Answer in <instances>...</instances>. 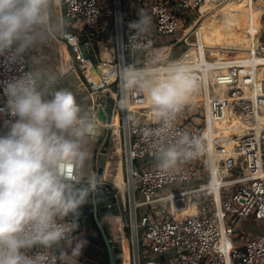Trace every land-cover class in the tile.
I'll use <instances>...</instances> for the list:
<instances>
[{"label":"built area","instance_id":"built-area-1","mask_svg":"<svg viewBox=\"0 0 264 264\" xmlns=\"http://www.w3.org/2000/svg\"><path fill=\"white\" fill-rule=\"evenodd\" d=\"M99 1L61 0V4L65 17L73 21L77 27L79 24H84L83 29H86L100 19L105 11ZM135 1H138V5H134V17L123 18L120 12L118 16L117 10L116 12L108 10V13L113 12L118 16L116 47L113 54H108L107 58L101 57L100 60L115 65L117 69L114 81L106 86L109 87L108 93L112 92L115 97L114 117H118L119 131L123 134L124 152L119 160L125 171V180L124 186L117 188L127 189L132 203L130 205L133 207L132 218L135 217V221L132 219V224L136 223V230L133 228V234L130 235L132 260L128 259L129 264L130 262L141 264L142 255L150 258L144 263L148 264L153 261L151 258L154 256L166 253L178 256L183 264H264V230L251 237L241 233L239 240L242 243H237L233 239L241 219L252 217L257 221H264V51L262 50L264 14L261 17V41L255 39L256 33L250 31L245 35L244 45L241 48L230 44L203 48L195 26L190 25L184 29L182 27L180 30L179 28L183 13L193 17L194 3L201 10L210 0ZM212 1L215 6L202 11V14L207 11L212 12L215 10L214 7L226 2ZM114 4L117 6L118 0H114ZM140 10L152 16V28L149 33L134 38L139 55L137 52L129 54L123 51L121 46L127 44L129 36L134 34L129 24L139 19ZM178 31V38L169 43L166 49L160 46L162 50L158 51V34L173 35ZM191 33L195 34V42L189 43ZM182 40L189 43L188 47L179 56L172 57V46ZM254 45L257 46L258 56L255 55ZM154 50L157 52L152 53ZM128 55H130L129 59ZM11 57L12 52L0 55V122L6 126L9 121L15 122L18 117H13L7 108L8 97L5 95V86L33 69L27 51L16 60ZM82 59L94 65L89 59ZM181 59L192 66L199 87L190 102L176 117L171 135L173 138L184 134L197 137L204 147L198 155L184 159L188 164L182 166L180 170L165 172L161 167L156 166L158 159L151 148V144L156 139L152 133L159 127L153 108L150 103H145L146 98L143 94L134 92L128 93L124 103L119 69L120 65L135 61L141 67L155 64L163 70L169 62ZM90 71L91 69L84 77L91 85L90 77L87 75ZM113 84L117 85V91L112 90ZM196 93L202 98L198 99ZM193 105L199 108L197 113L203 118V122L196 121L195 113L190 111L185 110L186 115L185 118L183 117L184 109ZM94 108L95 103L92 104V109ZM143 110H149V113L142 114ZM237 114L243 115L246 126L256 123L257 129L236 135L233 133L220 135L209 129L211 125L225 120L226 116L230 119ZM139 117H143L144 122L139 123L137 121ZM107 125L114 129V123ZM229 137H232L231 141L237 140L234 142V150L240 157L244 156L247 172L220 187L219 200L215 195L217 204L213 210L203 214L198 212L183 221L175 219L173 215L162 219L152 218L149 212L137 215L135 205L137 195L142 197V204L149 206L155 202L168 200L172 212L173 205L176 208L184 207L186 201L192 198V194L204 190L205 183L202 186L169 191L162 195L155 194L165 185L185 182L196 176L204 178L209 174L211 182L215 174V157L221 155L220 153L228 152L224 143ZM140 227L143 228V237L149 242L144 248L141 245ZM74 233L75 231L69 230V239ZM60 250L61 246L58 251L33 248L29 255L35 256L39 264H61L64 261Z\"/></svg>","mask_w":264,"mask_h":264},{"label":"clouds","instance_id":"clouds-1","mask_svg":"<svg viewBox=\"0 0 264 264\" xmlns=\"http://www.w3.org/2000/svg\"><path fill=\"white\" fill-rule=\"evenodd\" d=\"M61 0H0V55L12 52L21 58L63 34V24L53 17ZM152 16L140 10L139 19L129 24L123 51L136 53L135 37L152 28ZM33 69L8 82L7 108L15 122L0 135V264H39L29 255L33 248L52 249L69 242V230L78 228L80 208L102 184L96 173L85 174L90 158L87 145L99 133L95 114L85 110L72 89L57 90L55 72L33 60ZM121 94H143L150 101L159 123L151 144L159 166L174 170L181 160L203 150L197 137L173 138L178 114L199 84L193 68L182 59L169 62L163 70L152 66L122 64L119 69ZM79 240L71 249L78 257L86 246Z\"/></svg>","mask_w":264,"mask_h":264},{"label":"rangeland","instance_id":"rangeland-1","mask_svg":"<svg viewBox=\"0 0 264 264\" xmlns=\"http://www.w3.org/2000/svg\"><path fill=\"white\" fill-rule=\"evenodd\" d=\"M122 1V9H123V12L124 14H126L128 12V2L130 0H121ZM132 1V0H131ZM135 1V0H133ZM227 1V0H225ZM234 1V0H233ZM226 3V2H225ZM223 3V5L225 4ZM99 4L100 6L102 7V9L104 10H107V6H111L112 4V0H100L99 1ZM134 5H138V1H135L134 2ZM221 6V5H219ZM142 6H140L141 8ZM213 12V11H212ZM212 12H205L202 14V10L199 11H194L193 13V17H190L188 16L187 14H182V24L179 28V30L183 27L184 28H187V27H190V25H195V23L197 22V20L199 18H201V21L203 20H207V21H210L212 20ZM263 11H260L259 13V16H258V21L260 20V16H261V13ZM130 17L131 14H129ZM128 15V16H129ZM111 16V15H110ZM109 17V16H108ZM111 19H112V22L110 21V25H107V28H105V30H102L100 32L99 30V35L95 33V35H97L96 37H111L113 34H115V32L113 31V28H115V22H114V17L111 16ZM110 19V20H111ZM99 20V21H98ZM95 23H93L92 25H90V27H94L96 25L99 26L98 22H102V19H98ZM66 21L69 23V25L67 26L68 29V32H67V36L66 37H72V35H76L78 34L79 32L77 31V26L74 25V22L71 21V20H68L66 19ZM184 24V25H183ZM80 28H83L85 27L84 24H79L78 25ZM196 28V27H194ZM97 29V28H96ZM111 29H112V35H111ZM195 31V29L193 30V32ZM76 33V34H75ZM179 36V31L176 32L175 34L173 35H161V34H158V51L162 50L160 49V46H162L164 49H166V47L168 46L169 43L173 42L174 40H176ZM195 34L194 33H191V35L189 36V43L190 42H195ZM218 44H216L217 41L213 40V39H210L208 36L205 37V41L206 43L208 44V46L210 47H216V46H221L223 44H225V42H222V39L218 37ZM260 40H262V32L260 34ZM187 42H185L184 40L180 41V42H177V44L174 46V50L172 52V57H177L179 56L183 51L184 49H186V47H188V44ZM160 44V45H159ZM237 46V45H235ZM163 49V50H164ZM177 50V51H175ZM157 52L156 50H154L152 53H155ZM99 54V49H96V56ZM137 54L139 55V52H137ZM77 58H78V65L76 68H74L72 71H70L69 73L67 74H59L60 71L58 72H55L57 75H64V76H67L65 80H62V84L60 85H64V87H67V85L69 86V89L72 88V90L74 91V93L76 94L77 96V102L87 111H89V109H87V105L88 104H91L92 101L95 103V108H97V105L99 102H101V98L106 94L108 93V86H105V87H101L99 89H94L92 85H90L86 78L83 79L82 78V75L84 76V72L82 73V70H83V67L81 65V62H82V57L77 55ZM130 58V55H128V59ZM34 60V58H33ZM35 60L41 64V61L39 60V58H35ZM94 64L96 63H99V59H97V61H92ZM79 66V68H78ZM51 68L50 65H48V67H46V69H49ZM84 71V70H83ZM59 88V87H58ZM60 89V88H59ZM197 95V98L200 99L202 98L201 95L199 93H196ZM1 98V96H0ZM94 108V109H95ZM185 110L186 112L190 111L191 113H195L194 114V119L196 121H201L203 122V118L200 116L198 112L199 108L197 106H189V107H186L184 109V114H183V117L185 118ZM91 112V111H90ZM141 112H145V113H149V110H146V111H141ZM203 115V113H202ZM137 121H139V123H142L144 122V119L143 117H139L137 119ZM115 127L114 129H116V131L119 130V119L117 116H115ZM156 166L157 167H160L159 166V162L157 160L156 162ZM188 162L187 160H181L180 162H178L177 166H176V170H180V168L182 166H185L187 165ZM89 167V164L86 165V162H85V168H86V171L88 170L87 168ZM84 168V170H85ZM193 177V176H192ZM210 177L209 174L206 175L204 178H198L197 176L196 177H193L192 179L188 180V181H185V182H175V183H172V184H168V185H165L162 189H159L158 192L155 194V195H162V194H166L168 193L169 191H178V190H182V189H187V188H191V187H195V186H199L202 184H206L205 185V188L204 190L202 191H199L197 193H194L192 194V198L190 199V201H186L187 203V208L182 210V211H176V215H193V214H196L198 213V209H199V213L200 214H203V213H206L208 211H211L213 210L215 207H216V199H215V195L216 193L211 190V188H207L206 186L207 183L210 182ZM123 195H124V189H118ZM141 196H138V198H140ZM131 201H130V198L128 196V193L126 194V199L124 201V197H123V205H124V213H125V216H126V221H124V223H126L127 227L125 228V226H123V236L124 237H128L127 236V233H129V235H132L133 234V224H132V216L133 214L131 212L132 211V207L130 205ZM147 211L150 213V215L152 216V218H155V219H162V218H168L167 216L168 215H172V208H171V203L168 202V200H163L162 202H155L153 203L152 206H145ZM198 207V208H197ZM143 209V208H142ZM144 210V209H143ZM141 211V208L139 209V212ZM108 225L112 224L110 222V219L109 218H105ZM228 221H230V218H228ZM125 225V224H124ZM111 226V225H110ZM264 230V221H257L255 220L254 218L250 217V218H247V219H241L238 223V226L236 228V232H235V235L233 236V239L238 243H241V241L239 240V236L242 233H245L247 234V237H251L255 234H258V232L260 231H263ZM112 234L114 235V227L112 229ZM139 232L141 234V242H142V248L146 247L145 244H149V242L143 237V228L140 227L139 229ZM128 241V240H126ZM46 250H54V251H58V247L56 248H52V249H46ZM132 253V252H131ZM153 261L155 262H158L159 264H183L182 262L179 261V258L178 256H174L172 253H166L164 255H156L154 256L153 258H151ZM77 260H79L77 258ZM132 260V259H131ZM150 260L149 257H146V256H143L141 257V264H144L145 262H148ZM133 263V262H132ZM131 264V262H130ZM134 264V263H133Z\"/></svg>","mask_w":264,"mask_h":264},{"label":"crops","instance_id":"crops-1","mask_svg":"<svg viewBox=\"0 0 264 264\" xmlns=\"http://www.w3.org/2000/svg\"><path fill=\"white\" fill-rule=\"evenodd\" d=\"M127 6H128V12L126 14H124L123 9H122V1L118 0V4L116 6L114 4V0H112L111 6H107L108 9L105 10L103 12L102 16L100 17V19H102V22H98L99 26L96 25L94 27H89L86 29L77 27V29H78L77 31L79 32L78 34L75 33L76 35H72V37H66L68 30H70L67 27L69 25V23L66 21L67 18L65 17L64 12H63V5L60 3V5L58 7H55L53 9V17L62 22L63 34L61 36L55 38V39L48 40L47 42L42 44L37 49H35V48L29 49L27 51V53L29 56V61H30L31 66L34 67L33 58H39V60L41 61V64H40L41 67L46 68V67H48V65H50L51 68L48 69L49 71H52V72L60 71L59 74H63V73L67 74L70 71H72L74 68L77 67V65H78L77 55L86 59L85 57H83V53H82L81 48H80L81 43L86 44L87 49H88L89 53L91 54V60L90 61L95 62V61H97V59H99V61H100L101 57L107 58L108 54H113L115 51L116 33H117L119 12H120V15L123 16V18H129L130 17L129 14H131L132 17H134V15H135L134 14L135 9H134L133 0L132 1L130 0L128 2ZM108 10L115 11V12L117 10L118 16L116 15V13L114 14L113 12L108 13ZM110 15L114 17L113 20L115 22V28H113V31L115 32V34L112 35L113 32L111 29V35H112L111 37H96L97 35H95V33L99 35V33L102 30H105V28H107V25H110V21L112 22ZM99 30H100V32H99ZM81 35H83L85 37H79ZM81 38H84L85 42H82ZM176 44H177V42L172 46L171 53L173 52L174 46ZM96 49H99V54L97 56H96ZM175 51H177V50H175ZM84 61L85 60H82L81 65ZM78 68H79V66H78ZM83 72H84V76H85V73H87V71L82 70V73ZM84 76L82 75L83 79H85ZM57 77H58V84L56 85L57 90H59V88L60 89L61 88H69L68 85H67V87H64L65 84L60 85L63 82L62 80H65L67 76L57 75ZM93 103L94 102L92 101L91 104H88L87 109H89V112L91 111V113L96 115V109L97 108L92 109ZM96 117H97V115H96ZM98 121H99V133L95 137H93L87 145L88 151L90 153V158L86 161V165L89 164V167L87 168L88 170L86 171V168L84 170L86 175L96 173L97 167H98L99 149L101 147L102 141L104 140V138L106 136L107 128L112 127V126H108L107 124L103 123L100 119H98ZM114 127H115V125H114ZM6 129H7V126L2 124V122H0V135L6 134L5 133ZM112 132L113 133L111 135L110 144H109L110 146L108 149L107 161H106V165H105V180L111 181L117 187L122 188L124 186L123 182L125 180V171L123 170L122 162L119 159L122 157L123 152H124L123 134L119 130L116 131V129H112ZM187 189H189V188H187ZM123 192H124V195L121 192H120V195L122 197L121 199L123 200V197H124V201H125L126 194L128 191L125 188ZM138 196H140V195H137L135 205H136L137 215H140L143 212H148L145 206H149V205L142 204L141 203L142 197L138 198ZM131 205H132V203H131ZM140 208H141V211L139 212ZM198 212H199V209H198ZM119 213L121 214V212H119ZM172 215H173V213H172ZM172 215H168L167 217L169 218ZM109 219H110V222L112 223V224H110L111 226L108 225L106 219H104V222L106 223V225H108L110 232L112 231V229L114 227L115 233L113 235L111 232L112 237L121 238V239L123 237V243H124L125 240H124V236H123V233H124L123 232V226H125V228H126L127 225H126V223H124L123 216H121V217H110ZM74 234H73V236H74ZM73 236L69 239V242L63 243V245H61L60 251H61V254L63 256V261H64V263H61V264H87L84 262L83 263L80 262L79 260H77V257H73L71 255V249H72V247L75 246V243H74L75 236L74 237ZM127 236H128V237H126L128 239L127 248L129 250V259L131 260V250H130L131 239H130L129 233H127ZM245 236L247 237V234H245ZM58 248H60V247H58Z\"/></svg>","mask_w":264,"mask_h":264},{"label":"bare ground","instance_id":"bare-ground-1","mask_svg":"<svg viewBox=\"0 0 264 264\" xmlns=\"http://www.w3.org/2000/svg\"><path fill=\"white\" fill-rule=\"evenodd\" d=\"M211 3V5L209 4ZM206 7L202 8V11L208 10L210 7L215 6L213 1H208L205 5ZM212 14V20L201 21V18L197 20L195 23V27L197 28L199 35V42L201 46H208L205 41V37L208 36L210 39H213L218 44V37L222 39V42L230 45H237L238 48H241L243 44V40L245 35L250 31L252 33H256L255 39L260 40L261 34V17L264 14V0H227L224 5L214 7ZM194 11H199L200 8L194 3L193 13ZM263 11L260 16V20L258 21L259 12ZM239 45V46H238ZM256 45V44H255ZM254 45L255 55L257 54V46ZM264 51V45L262 47ZM203 55V53H202ZM82 67L84 71H89L90 69H95L93 76L89 79L91 85L94 89H99L101 87H105L112 81H114L117 73V69L115 65L110 64L106 61H100L92 65L91 63L84 61L82 63ZM146 98V96H145ZM145 103H150V101L146 98ZM145 114V112H141ZM112 123L115 125V117L112 120ZM114 127V126H113ZM258 125L256 123H252V125H245L243 115H234V118L228 119L225 117V120L217 122L216 125H211L209 127L212 132L218 133L220 135H226L233 133L234 135L245 132H252L254 129H257ZM232 140V137L226 139L224 143L227 146V153L221 155H217L215 157V174L213 175V179L210 183H207V188H211L215 191L217 200H219L220 196V187L235 179L240 177V175L245 174L247 172V167L245 165L244 156L240 157L239 154L234 150L235 141ZM112 195L115 197V192L111 190ZM173 216L175 219L180 221L187 220L193 215H176V211H182L187 208V204L184 207L176 208L173 205ZM119 211V210H118ZM120 212V211H119ZM119 212L112 217H121L122 214ZM135 221V217L133 218ZM133 228L136 230V223L133 222ZM123 239V237H122ZM124 264H129V250L127 248L126 237H124ZM148 264H158L155 261H151Z\"/></svg>","mask_w":264,"mask_h":264},{"label":"water","instance_id":"water-1","mask_svg":"<svg viewBox=\"0 0 264 264\" xmlns=\"http://www.w3.org/2000/svg\"><path fill=\"white\" fill-rule=\"evenodd\" d=\"M83 57L91 60V54L89 53L85 43L80 44ZM95 72V69H91L88 72V76L91 78ZM117 85H112V90L117 91ZM114 107H115V97L112 92L106 93L102 98L100 104H98L96 109V115L104 123H112L114 117ZM112 128H107L106 136L102 141L101 147L99 149L98 157V167L96 174L102 177L101 186L89 197V203L94 206V217L96 224L101 231L103 246L99 247V253L102 258L107 262V264H124V243L121 238H114L109 230L108 225L104 222L105 218H110L118 212H121L123 220L126 221L124 205L120 192L115 184L111 181L105 180V165L107 161V153L109 149L110 139L112 135ZM111 190L115 192V197L112 195ZM178 195V194H177ZM88 204V203H87ZM92 240H98L97 236H94ZM91 238H88L86 248L88 244L92 247ZM132 252V247H130Z\"/></svg>","mask_w":264,"mask_h":264},{"label":"flooded vegetation","instance_id":"flooded-vegetation-1","mask_svg":"<svg viewBox=\"0 0 264 264\" xmlns=\"http://www.w3.org/2000/svg\"><path fill=\"white\" fill-rule=\"evenodd\" d=\"M80 215L77 218L78 228L75 230L74 243L83 239L88 241V238H91V243L95 247H92L88 244L86 248H83L81 255L77 258L80 262L87 264H107V262L102 258V255L99 253V247L104 245L102 241L101 231L99 230L96 220L94 217V206L88 202L80 208ZM73 236V237H74ZM94 236L98 237V240L95 242L92 238Z\"/></svg>","mask_w":264,"mask_h":264},{"label":"trees","instance_id":"trees-1","mask_svg":"<svg viewBox=\"0 0 264 264\" xmlns=\"http://www.w3.org/2000/svg\"><path fill=\"white\" fill-rule=\"evenodd\" d=\"M79 37H85V36L81 35V36H79ZM86 37H87V36H86ZM81 41H82V42H85V39H84V38H81ZM8 131H9V126H7V129H6L5 133L7 134Z\"/></svg>","mask_w":264,"mask_h":264}]
</instances>
